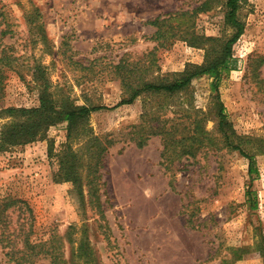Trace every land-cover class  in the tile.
I'll use <instances>...</instances> for the list:
<instances>
[{
    "label": "rangeland",
    "instance_id": "obj_1",
    "mask_svg": "<svg viewBox=\"0 0 264 264\" xmlns=\"http://www.w3.org/2000/svg\"><path fill=\"white\" fill-rule=\"evenodd\" d=\"M227 10L226 0H0V109L39 106L48 88L65 106H103L89 125L116 140L98 166L96 191L87 154L78 182L58 176L49 155L51 142L59 150L66 141L67 121L45 139L0 151V264H264V0L242 1L244 31L216 81L202 73L171 96L122 103L131 91L121 62L152 63L138 65L133 85L174 79L219 55L236 32ZM177 11L185 13L159 39L149 21ZM161 102L169 106L158 111ZM146 110L156 112L153 125L164 123L159 114L174 118L167 128L178 138L197 134L199 114L215 142H197L194 153L176 142L164 156L163 135L139 146ZM229 134L254 156L252 174Z\"/></svg>",
    "mask_w": 264,
    "mask_h": 264
},
{
    "label": "trees",
    "instance_id": "obj_2",
    "mask_svg": "<svg viewBox=\"0 0 264 264\" xmlns=\"http://www.w3.org/2000/svg\"><path fill=\"white\" fill-rule=\"evenodd\" d=\"M242 1L243 0H226V5L228 7L226 19L228 23L236 27V32L231 38L224 42L219 55H215L213 58L209 59L208 62L201 65L190 64V66L183 72L178 73L174 79L162 77L160 80L156 81L142 80L136 85L132 84L131 79L137 75L138 65H141L144 70H148L152 66V63L132 66V63L130 62H121L117 67L119 68V73L122 72V76L124 75L122 82L131 91L129 96L122 100V103H130L137 97L146 93L148 95L159 94L160 96H171L172 94L185 89L195 76L202 73L211 74L215 77L216 81L220 77L223 69L226 67L227 62L233 57L232 46L234 42L244 31V23L239 19L238 15ZM205 7L206 3H203L198 8L205 9ZM184 13V11H177L170 14L169 17L158 16L157 18L150 20L149 23L158 27L157 37L160 39L166 37L163 25L171 19L179 18ZM2 60L3 56L0 57V62ZM213 88L218 90V86L214 81ZM66 103L67 102L60 104V102H57L54 99L53 93L50 92L48 88H45L42 91L39 106H12L1 108L0 117L6 118V120L4 122H0V151L9 150L13 147L25 145L39 139H45L51 125L56 122L67 121L66 141L63 142L59 150H55L54 142H51L49 155L53 157L55 156L57 159L59 164L58 176L65 180L78 182L81 177V169L84 167L83 161L87 154L88 160L85 165L87 169V184L91 188V191H96L98 188L97 178L99 176L98 166L103 162V156L109 145L116 142V140L96 134L93 128L89 125L88 119L90 114L93 111L103 108V106H65ZM168 106L169 104L161 102L158 106V111H162ZM216 106L218 107L219 126L223 129L228 122L227 115L225 114V106L221 100L220 94H217L216 96ZM155 113L156 112H153L152 110H146L142 115L144 118L150 115L151 122H141L136 125L139 130L137 131L138 134L135 139L137 140L139 146L145 145L147 140L152 135H163L165 147L162 154L164 156L168 150L172 149L173 143L176 142L188 143V145L179 150L181 153L183 150L185 152L194 153L192 149L196 147L197 142L199 143L198 147H202L205 144L212 145L215 142L213 138H210L207 132L201 128L203 117L199 114H197L194 118L197 134H189L178 138L176 134L177 128L175 126L167 128V121L169 122L174 120V118H162L161 114H159L157 118L161 120L165 119L164 123L153 125L152 120H155ZM200 129H202L201 133L206 134L201 139L198 135L200 133ZM132 134L136 135L135 132H132ZM232 136L233 134H229L227 143H229L233 148L240 150L244 156L250 158L249 172L252 174L256 171V168H254V156L250 154V152H248L241 143L235 142ZM79 140H81L80 142H82V144L77 148H74L73 142ZM80 188H82V186ZM10 243L14 244V240L9 241V244ZM85 244L86 243L84 241H81V250H84ZM243 256L244 254H240L238 257L242 258Z\"/></svg>",
    "mask_w": 264,
    "mask_h": 264
}]
</instances>
